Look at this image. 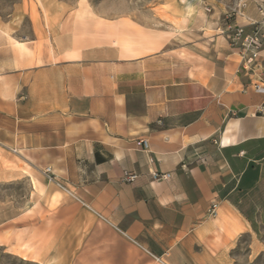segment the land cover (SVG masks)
<instances>
[{"label":"crops","instance_id":"1","mask_svg":"<svg viewBox=\"0 0 264 264\" xmlns=\"http://www.w3.org/2000/svg\"><path fill=\"white\" fill-rule=\"evenodd\" d=\"M181 1L152 6H192ZM241 1L217 2L207 20L186 9L109 18L90 0L0 13L2 170L31 185L1 231L5 252L35 264L231 263L257 207L244 153L264 141V41L259 70L233 39L240 26L264 32V6Z\"/></svg>","mask_w":264,"mask_h":264},{"label":"rangeland","instance_id":"2","mask_svg":"<svg viewBox=\"0 0 264 264\" xmlns=\"http://www.w3.org/2000/svg\"><path fill=\"white\" fill-rule=\"evenodd\" d=\"M29 6H41L42 0H0V13L5 15L12 6H23V2ZM52 1V0H51ZM72 5L77 0H59ZM163 0H90L96 4V13L106 15L109 18L122 16H133L137 18L152 19L154 12L165 14V12H178L180 9L187 13L199 16L203 20L211 19L218 14V9L214 6L217 2L229 6H237L241 0H189L192 6H152L154 2ZM248 3L264 6V0H244ZM177 2H183L177 0ZM28 6V5H27ZM213 6L214 13L208 11L207 7ZM232 13L227 14L232 18ZM164 16V15H163ZM197 16V15H196ZM29 30L28 24L23 28ZM245 157L250 160L252 169L256 177V201L257 207L254 214L253 231L244 234L234 250L232 251V261L230 264H264V141H259L250 150L245 151ZM11 163L6 158L0 157V235L1 231L9 229V219L14 215L20 206L24 204L25 198L30 192V181L25 177L16 178L11 172L2 169H9ZM14 225V223L12 224ZM4 236V235H3ZM160 261L155 262V264ZM0 264H35L24 261L20 257L5 252L0 247Z\"/></svg>","mask_w":264,"mask_h":264},{"label":"built area","instance_id":"3","mask_svg":"<svg viewBox=\"0 0 264 264\" xmlns=\"http://www.w3.org/2000/svg\"><path fill=\"white\" fill-rule=\"evenodd\" d=\"M262 24L264 26V18L262 21ZM233 39L236 41L237 44H239V47L242 50L244 60L248 64L254 63L256 65V68L261 70L263 68L262 62H259L260 58V49L263 45L264 41V32L256 29L252 30L250 32H247L244 27L240 26L236 28ZM256 92L264 93V86L260 85L259 83H256ZM138 145L143 147L144 149H148V142L147 140H139ZM50 168H47L46 171H49ZM171 176V173H162L159 171L153 172V177L156 179H165L169 178ZM138 177L137 173L135 172H128L125 173L123 176L124 181H134ZM218 209V202L216 200L212 201L210 206V214L216 215Z\"/></svg>","mask_w":264,"mask_h":264}]
</instances>
